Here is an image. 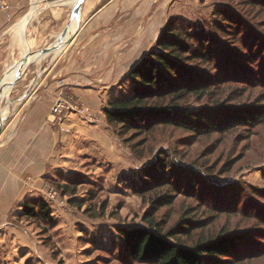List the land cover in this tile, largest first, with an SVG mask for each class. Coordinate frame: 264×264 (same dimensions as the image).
<instances>
[{
  "label": "rangeland",
  "instance_id": "obj_1",
  "mask_svg": "<svg viewBox=\"0 0 264 264\" xmlns=\"http://www.w3.org/2000/svg\"><path fill=\"white\" fill-rule=\"evenodd\" d=\"M150 10L157 22L149 26V55L168 26L190 35L191 51L201 46L205 55L182 67L199 85L209 84V95L181 104L212 123L218 115L210 113L226 107L253 110L258 119L205 134L152 126L129 132L128 143L115 133L122 161L114 165L69 156L65 176L44 181V197L53 188L57 199L25 203L36 209L46 202L54 228L25 217L24 208L16 213L17 206L0 213V264H139L124 251L119 228L143 227L147 214L165 231L182 217L204 221L193 241L223 228L246 234L243 257L220 264H264V0H150ZM132 83L122 95L133 92Z\"/></svg>",
  "mask_w": 264,
  "mask_h": 264
},
{
  "label": "crops",
  "instance_id": "obj_2",
  "mask_svg": "<svg viewBox=\"0 0 264 264\" xmlns=\"http://www.w3.org/2000/svg\"><path fill=\"white\" fill-rule=\"evenodd\" d=\"M77 2L0 0V82L17 79L4 89L0 106V213L16 206L22 213L26 202L44 200V181L66 174L69 156L122 161L104 110L149 56V26L156 20L150 0H85L75 30L54 51L36 54L59 43ZM28 52L34 55L8 81V70ZM62 94L87 106L93 120L71 115L53 125L51 108Z\"/></svg>",
  "mask_w": 264,
  "mask_h": 264
},
{
  "label": "trees",
  "instance_id": "obj_3",
  "mask_svg": "<svg viewBox=\"0 0 264 264\" xmlns=\"http://www.w3.org/2000/svg\"><path fill=\"white\" fill-rule=\"evenodd\" d=\"M190 37L168 26L158 40L157 50H153L132 70L133 92L115 99L104 110L109 126L124 143L130 142L124 139L129 132L147 131L152 126H173L191 134H205L224 132L234 125H251L258 119L253 110L226 107L210 113L218 115L219 123H212L210 115L205 116L200 111L191 110L187 104H181L190 97L201 100L209 95V84L199 85L192 76H187L182 67L186 61L205 58L201 46L197 47V51H191L186 44ZM170 173H174L172 167ZM146 178L155 182L150 174H146ZM161 184L171 183L162 181ZM170 191L171 195L163 198L165 206L172 205V198L177 192L175 189ZM24 210L25 217L41 218L51 228L57 225L44 201L39 202L36 209L25 204ZM143 222V227L119 228L124 251L139 264H220L222 259L238 260L243 257L241 243L250 238L223 228L216 236H200L193 241L194 233L206 228L204 221L194 217H182L166 231L150 214L143 218Z\"/></svg>",
  "mask_w": 264,
  "mask_h": 264
},
{
  "label": "built area",
  "instance_id": "obj_4",
  "mask_svg": "<svg viewBox=\"0 0 264 264\" xmlns=\"http://www.w3.org/2000/svg\"><path fill=\"white\" fill-rule=\"evenodd\" d=\"M71 115H78L87 122L93 120V113L87 106L75 101L70 95L62 94L53 103L50 112V122L53 125L61 126ZM57 197V191L51 188L47 190L45 200L48 202H54Z\"/></svg>",
  "mask_w": 264,
  "mask_h": 264
},
{
  "label": "water",
  "instance_id": "obj_5",
  "mask_svg": "<svg viewBox=\"0 0 264 264\" xmlns=\"http://www.w3.org/2000/svg\"><path fill=\"white\" fill-rule=\"evenodd\" d=\"M84 3H85V0H78L77 4L74 7V10H73V13H72V17H71L69 23L67 24L66 28L64 29L63 33L60 36L59 43H57L56 45H54L51 48H48V49H44L42 51H39L36 54L46 55V54L54 51V49L57 48V46L60 44V42L62 40H64V39H66V36H67V34H68V32H69V30L71 28V25H72L73 21H75V20L77 21L79 19L80 10H81V7L83 6ZM33 55H34L33 53L28 52L20 62H18L17 64H15L14 66H12L8 70L9 74L12 73L16 69H18V74H20L21 70L28 63V59L31 56H33ZM4 79H5V77L0 82V106L2 104V100H3V96H4V89L6 87H8V88L12 87L15 84V81L17 80V79H14V81H12L11 83L6 84V83H4ZM3 124H4V119L1 116V109H0V135H1V132H2Z\"/></svg>",
  "mask_w": 264,
  "mask_h": 264
},
{
  "label": "bare ground",
  "instance_id": "obj_6",
  "mask_svg": "<svg viewBox=\"0 0 264 264\" xmlns=\"http://www.w3.org/2000/svg\"><path fill=\"white\" fill-rule=\"evenodd\" d=\"M77 0H75V2H76ZM76 21H74L73 23H72V27H71V29L74 31L75 30V27H76V23H75ZM15 72H16V70H14L9 76V78H7L8 79V81H11L13 78H14V76H15ZM17 72H18V70H17ZM7 91H8V89H6L5 90V92H4V94L6 95V93H7Z\"/></svg>",
  "mask_w": 264,
  "mask_h": 264
}]
</instances>
